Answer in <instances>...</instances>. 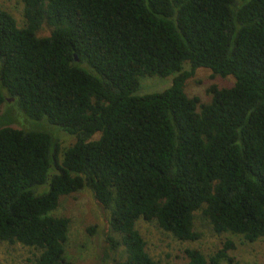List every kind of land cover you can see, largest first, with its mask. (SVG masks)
<instances>
[{
	"label": "trees",
	"instance_id": "obj_1",
	"mask_svg": "<svg viewBox=\"0 0 264 264\" xmlns=\"http://www.w3.org/2000/svg\"><path fill=\"white\" fill-rule=\"evenodd\" d=\"M23 1L24 26L0 9V115L17 103L76 142L62 151L45 131L0 127V242L35 249L36 264H73L71 220L53 212L84 189L111 212L127 253L115 264H163L140 220L197 242L201 213L217 235L264 239V0ZM199 69L236 83L203 103L185 92ZM148 77L173 83L136 96ZM235 248L185 256L234 264Z\"/></svg>",
	"mask_w": 264,
	"mask_h": 264
},
{
	"label": "rangeland",
	"instance_id": "obj_2",
	"mask_svg": "<svg viewBox=\"0 0 264 264\" xmlns=\"http://www.w3.org/2000/svg\"><path fill=\"white\" fill-rule=\"evenodd\" d=\"M0 9L10 13L20 26H24L23 0H0ZM51 33L52 29L45 25L39 32V36L48 37ZM88 70L92 72L89 68ZM189 70L190 65L186 63L184 71ZM172 83L173 77L141 79L136 96L163 92L169 89ZM235 83L236 79L233 76L223 78L214 76L208 69H199L194 77L187 81L185 92L189 97H199L203 103L208 104L212 100L209 94L212 86L231 88ZM7 100L10 105L15 103V99L10 96H7ZM2 126L24 131H45L58 140L62 151L76 142L75 137L49 124L48 121L40 122L30 119L17 103L3 107L0 115V127ZM98 138L99 135H95L92 141ZM48 191L49 187L43 193ZM43 193L37 192V194ZM53 215L71 220L65 256L73 264H115L127 259L124 246L119 245L120 237L111 229V212L98 202L89 189L61 198L60 206ZM92 229H94L93 233L90 232ZM137 229L147 244L146 249L149 255L163 264H189L185 256V251L189 249H197L209 259L227 240L233 241L236 245L235 250L230 252L234 264H264V239L248 242L242 236L217 235L201 213L196 215V231L201 234L197 242H180L171 234L159 229L155 223L144 220L137 223ZM113 242H118L119 246L113 248ZM39 256L38 251L22 244L0 242V264H36Z\"/></svg>",
	"mask_w": 264,
	"mask_h": 264
},
{
	"label": "water",
	"instance_id": "obj_3",
	"mask_svg": "<svg viewBox=\"0 0 264 264\" xmlns=\"http://www.w3.org/2000/svg\"><path fill=\"white\" fill-rule=\"evenodd\" d=\"M78 61V60H77Z\"/></svg>",
	"mask_w": 264,
	"mask_h": 264
}]
</instances>
